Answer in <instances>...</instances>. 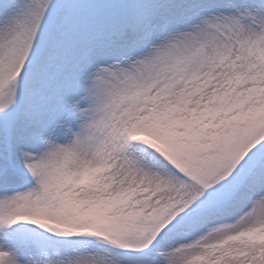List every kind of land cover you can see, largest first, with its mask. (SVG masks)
<instances>
[{
    "label": "snow or ice",
    "instance_id": "snow-or-ice-1",
    "mask_svg": "<svg viewBox=\"0 0 264 264\" xmlns=\"http://www.w3.org/2000/svg\"><path fill=\"white\" fill-rule=\"evenodd\" d=\"M0 264H264V0H0Z\"/></svg>",
    "mask_w": 264,
    "mask_h": 264
}]
</instances>
